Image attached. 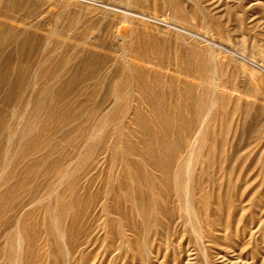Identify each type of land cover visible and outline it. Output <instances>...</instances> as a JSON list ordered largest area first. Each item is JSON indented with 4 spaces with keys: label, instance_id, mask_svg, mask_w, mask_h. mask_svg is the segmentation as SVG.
<instances>
[{
    "label": "rangeland",
    "instance_id": "rangeland-1",
    "mask_svg": "<svg viewBox=\"0 0 264 264\" xmlns=\"http://www.w3.org/2000/svg\"><path fill=\"white\" fill-rule=\"evenodd\" d=\"M0 264H264V0H0Z\"/></svg>",
    "mask_w": 264,
    "mask_h": 264
},
{
    "label": "bare ground",
    "instance_id": "bare-ground-1",
    "mask_svg": "<svg viewBox=\"0 0 264 264\" xmlns=\"http://www.w3.org/2000/svg\"><path fill=\"white\" fill-rule=\"evenodd\" d=\"M40 5V4H39ZM89 37V36H88ZM48 41V40H47ZM64 41V40H63ZM3 44V43H2ZM211 55H213V54H211ZM132 58H134V57H132ZM127 62V61H126ZM126 64V63H125ZM187 86V85H186ZM32 87V86H31ZM208 96V95H207ZM211 103V102H210ZM201 105H202V103H201ZM206 107V106H205ZM25 109V108H24ZM26 110V109H25ZM206 110V109H205ZM210 110V109H209ZM24 111V110H23ZM245 111V110H244ZM196 131V130H195ZM197 133V132H196ZM13 134H15V133H13ZM194 136V135H193ZM194 138V137H193ZM188 147V146H187ZM9 151V150H8ZM190 154V153H189ZM151 167V166H150ZM170 176V175H169ZM160 188V187H159ZM117 195V194H116ZM184 198H186V197H184ZM97 204H98V202H97ZM103 208V207H102ZM36 216V215H35ZM58 238V237H57ZM17 242V241H16ZM92 244V243H91ZM15 261V260H14Z\"/></svg>",
    "mask_w": 264,
    "mask_h": 264
}]
</instances>
